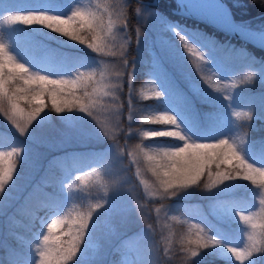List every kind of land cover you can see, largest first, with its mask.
Returning a JSON list of instances; mask_svg holds the SVG:
<instances>
[{"label":"clouds","instance_id":"obj_1","mask_svg":"<svg viewBox=\"0 0 264 264\" xmlns=\"http://www.w3.org/2000/svg\"><path fill=\"white\" fill-rule=\"evenodd\" d=\"M96 8L100 9L101 5L97 4ZM103 9L107 11L106 4L103 5ZM119 22L109 19L105 24L103 15L91 10L85 12L79 7L71 8L66 15L47 12L20 13L6 9L0 16V24L38 25L68 40L85 45L87 49L101 57H123L118 64L101 62L97 67H77L70 74L52 76L19 61L9 51L7 44L0 40V81L6 76H12L13 81L22 82L20 94L27 96L29 102L33 95L43 93L47 98L53 90L57 91V96L64 98L59 105L61 108H64L65 101L72 100L74 104L84 99L85 108L78 107L75 111L83 112L104 125V136L111 143L115 158L118 160L115 169L109 163L104 167L91 166L76 172L71 179L63 183L66 202L56 200L51 204L42 203L40 208V211H43V218L40 220L42 227L32 244L35 252L34 264L74 262L95 217L105 208L107 197L120 186L129 193L136 189L142 191L143 200L131 196L133 206L142 214L148 211L155 213L156 226L153 227L147 219L145 224L151 233L159 229V240L155 245L158 252L160 250L157 243L162 246L166 258L170 255L169 250L175 249L178 245L181 254L180 264H191L192 260L205 249L222 245L235 264H250L255 255L264 253V161L253 162L242 151L246 133L241 132L214 140H196L181 127L176 116L155 107L143 108L139 112L130 109L128 120L138 121L139 126L125 129L121 124L122 106L119 91L124 68L128 65L125 49L129 48V45L128 41L122 38L121 42L117 43L114 29ZM179 39L185 41L182 35ZM183 46L197 48L195 44L187 41ZM197 51L200 52L198 59L207 63L205 52L198 48ZM6 61L12 66L11 70L5 69ZM33 80L36 81L34 85L30 83ZM41 81L49 86L47 90L41 86ZM73 83L77 87L71 90L56 87L57 84L68 86ZM129 83L131 84V81ZM77 91L82 95L77 96ZM135 94L139 101L150 99L158 101L163 96L155 86L151 88L149 95L143 90V85ZM46 108L47 105L44 103L32 104L31 110L27 112L32 116V122L38 120L45 112L59 114L74 111L73 107L64 108L62 112H57L54 106L47 111ZM24 112L23 109H17L16 112L9 113L3 102H0V113H3L16 129L23 128L27 123V120L21 119ZM100 114H103L102 121ZM232 115L237 120L242 116L246 119H252L253 116L250 110L247 113L234 110ZM144 125L163 127L144 128ZM27 132L28 128L20 135L24 136ZM129 133L137 137L135 142L129 141ZM122 134L124 144L119 142ZM161 138L182 143L178 146L146 143ZM23 152L22 147L0 150V192L4 190L5 184L12 180L16 166L21 163ZM9 158L13 160L14 166L11 168V175L5 176L3 161ZM193 176L196 177L194 180ZM133 177L138 181L135 187H132ZM235 181H247L253 189L258 190L255 199H258L259 204L256 211L250 210L247 204L239 200L226 204V207L234 212L235 219L240 225L243 239L239 244L213 236L203 222L190 217L185 211L176 213L168 211L169 201L182 192L195 188L204 193H211L221 189L228 182ZM157 200L163 203L157 205L155 203ZM149 202H152L151 208Z\"/></svg>","mask_w":264,"mask_h":264},{"label":"trees","instance_id":"obj_2","mask_svg":"<svg viewBox=\"0 0 264 264\" xmlns=\"http://www.w3.org/2000/svg\"><path fill=\"white\" fill-rule=\"evenodd\" d=\"M109 1L111 2L112 0ZM225 1L230 6L236 21L249 20L250 22L259 23L264 26V0ZM13 4H16L13 0H0V16L3 15L6 9L20 12ZM137 4H139L137 1L131 0L128 6V14L132 19L134 16L132 15L133 6ZM150 7H154L161 13L163 18L173 22L187 31L190 35L197 34L207 40L209 46H196L199 50H204L207 55L209 54L208 57L206 55L208 62H201V70L197 71L195 65L192 63L194 57L185 53L184 46L179 45L177 51L169 52V54H161L150 36H146L133 78L135 89L137 91L141 90V86L143 85L144 87L150 76H156L162 86L164 104L169 105L170 108H174V110L176 109L177 111L175 110V112L185 118L189 125L195 129V132L190 135L193 139L201 141L214 140L219 137H224L222 135L225 133H227V136H233L243 132L246 133L247 136L242 146L250 149V152L256 150L264 152V107H258L257 104L254 102L252 103V99L248 97L254 93V88H260L257 78L264 76V51L240 40L229 38L201 22L174 13L173 9L175 3L173 0H159L157 6ZM128 25L131 27L130 23H128ZM34 26L36 25L0 24V40L14 46V48L19 50L27 61L31 63H38L42 56H46L49 61L63 64L65 68H70L71 71L80 67L74 61L77 59L80 60L81 57H76L72 59V62H69L70 59L68 58L74 56L66 53L67 51L63 47L57 45V42L47 39L38 33L34 29ZM43 29L51 32L49 29ZM53 34L59 38H66L58 33ZM65 53L68 56L65 55ZM211 55H218L220 58H225L228 62H236L243 71L234 84L235 91L233 95L230 96L231 99H226V97L229 96H220L210 84L211 74L220 73L214 65L208 64ZM63 56L67 57L63 58ZM5 69H8V67L5 66ZM205 77H207V83L204 79ZM32 84L34 85L35 83ZM193 84L196 85V88L192 87ZM18 87H22V82L10 81L6 85L8 94L12 95ZM43 87L47 90L49 86L44 85ZM76 95L81 96L82 94L77 91ZM20 96L23 95L18 93L16 102L26 111L31 110L32 104H39L36 101L29 102L28 98L21 99L19 98ZM42 99L43 101L41 103L47 105L46 111L53 108L51 95L47 98L43 96ZM69 101L71 102L70 107L74 108L79 105L72 104V100ZM83 101L85 100L81 99L79 103L81 104ZM61 102L62 101H58L57 103L61 104ZM138 102L140 105L145 106H156L155 103H157L155 99L146 101L138 100ZM3 104L5 107L9 105L6 99L3 101ZM64 108L66 109L68 107L64 105ZM224 110L226 114H223ZM234 110L245 113L250 110L253 114L252 119H246L242 116L237 120L232 115ZM63 113L66 112L59 114ZM49 114L53 116V118L58 116L55 112H49ZM1 116L2 113H0V118ZM134 126H139L138 122L134 123ZM146 126L148 125H144L143 127ZM3 130L4 128L0 126V148L17 147L9 144L11 140L5 137V132ZM203 133H207L210 137H202ZM133 140L136 141L137 138L133 137ZM159 141L169 143L173 140L161 138L155 142ZM62 153L63 152L55 153V155L45 160L42 174L47 180L51 181L58 177L57 174L60 172H72V175H74L76 172L82 170V167L80 169L77 168L84 164L100 167L107 162V159H105L106 155L103 153L97 154L96 151L79 152L74 158H70L69 156L65 157V155H63V157H65L64 159L61 158ZM257 191L258 190L253 189L247 181H235L228 191H224L221 188L204 195L201 199L197 198L195 200V208L194 206L191 207L188 205L189 202L193 203V200H175V203L178 205H170L169 212L176 213L178 211H185L190 217L203 222L209 229L210 234L216 236L218 239L225 240L229 243L232 242V239L242 242L243 237L240 232L239 222L231 219L229 223L214 224L201 219L199 212L204 211L206 207L208 208L213 204L219 211L228 209L226 204L233 200H239L247 204L250 210L256 211L259 207L258 199H255ZM185 192H190L192 196L201 193L200 190L195 188ZM185 192L180 193L178 196ZM56 194L57 196L55 195V199H53L54 197L52 198L53 202L56 200L66 202L64 192L60 193L57 191ZM25 197V199L22 197L19 201V204L22 202L20 209L13 212L8 220L3 221L5 228L2 230L4 234H2V240L0 241V264H20L21 261L34 264L35 252L32 244L35 238L32 236V231L36 229L37 225L34 219H32L33 216L31 213L40 206L38 199L44 202L45 197L40 198L41 195L37 188L28 189ZM107 201L105 208L102 209L95 218H105L104 211L110 204L109 196L107 197ZM46 202L49 203L52 201L48 198ZM27 204H33L35 209L30 211L27 207L25 208L24 206ZM96 226L97 225H93L91 227L81 249L89 239H94L99 242L98 236L101 233V227ZM126 236L128 235L123 236L125 238H119L115 244L112 245L111 248H114L116 251L111 249L110 254H117L122 250L133 252L136 256L135 264H180L181 254L178 245L175 246V249L169 250L170 255L166 258L163 252H154L153 247L149 245L145 236H139L135 239H126ZM79 255L78 253L75 261L70 262V264H93V262L87 263L80 258ZM263 262L264 254H257L252 258L250 264H263ZM233 263V260L220 257L214 247L205 249L200 253L199 257H196L191 262V264ZM116 264L123 263L117 259Z\"/></svg>","mask_w":264,"mask_h":264},{"label":"rangeland","instance_id":"obj_3","mask_svg":"<svg viewBox=\"0 0 264 264\" xmlns=\"http://www.w3.org/2000/svg\"><path fill=\"white\" fill-rule=\"evenodd\" d=\"M13 1L16 2V4H13V6H16L20 13L47 12L56 15H66L71 10V8L79 7L85 12L91 10L93 12H98V14L100 15H103L105 24L108 23L109 19L113 21H120L114 29V32L117 36V43H120L122 38L123 40H127L129 45V48L125 49V56L128 58V65L124 68V75L121 78V89L119 91V98L122 106L121 124L125 129L129 127L136 128L138 126H134V123L138 121L128 120V113L130 109L133 112H139L143 108L155 107L159 110L171 112L174 116H176L181 127L189 136L195 132V129L191 125H189L188 121L180 116V114L175 112L176 109L174 110V108L172 109L169 105L164 104L163 96L160 100H155L157 102L155 103L156 106H145L139 104L137 96L135 94L139 90L137 91L135 89L133 78L135 75L138 60L141 56V49L145 37L150 36L159 53L169 54V52L177 51L179 45L183 46V43L180 41L179 36L176 35L177 31H180L182 35H185L187 37L191 36L184 29L180 28L173 22H170L169 20L163 18L161 13L158 12V10H156L154 7L142 4L133 6L132 15L134 16L132 19L128 14V6L130 5L131 0H112L111 2L109 0ZM97 4L101 5L100 9L96 8ZM105 4L107 5L106 12L103 9V5ZM239 22L253 30L261 31L264 29V26H262L261 24L253 23L249 20ZM128 23L131 24V27L128 25ZM174 28L175 30H173ZM34 29L45 38L57 42V45L63 47L67 51L66 53L74 56L72 58H68L70 59L69 62H72V59H75L76 57H81L80 60H73L81 68L97 67L101 62L118 64L119 60L123 59V57H101L98 54L91 52L86 48L85 45L78 44V42L68 40L67 38H59L38 25L34 26ZM6 44L9 51L13 55H15L19 61L27 64L34 70H38L52 76L70 74L71 72L70 68H65L63 64H59L58 62L56 63L53 61H49L48 57L46 56H42L41 60L38 61V63H31L27 61L22 53L14 48V46L9 43ZM184 51L188 55L186 49ZM200 51L205 52L204 50ZM66 53L65 55H67ZM67 56H63V58H66ZM208 64L214 65V67H216L220 72L211 74V86L214 88V90L219 89V91L216 92L222 97L232 96L235 91L234 84L236 83L237 79H239L240 74L243 73L238 63L228 62L225 58H220L218 55H211ZM5 66L9 68L11 65L6 61ZM129 81H131V84L129 83ZM257 81L259 82L258 86L260 88H254V93L249 95L248 97L251 98L252 103H256L258 107H264V76L258 77ZM153 86H155L157 90L163 93L161 83L156 76H150L148 78L143 87V90L151 95V88ZM61 87H63L65 90L70 88V86ZM192 87L196 88V85L193 84ZM42 101L43 99L36 102L41 103ZM58 101H64V98L57 96V102ZM85 103V101L81 102V104L84 105ZM74 104L80 105L79 101H76ZM79 105L74 107V111L58 114L56 118L50 116L49 112L43 113L38 120L33 121L32 124L28 126V132L24 136L20 135L19 130L16 129L15 126L12 125L11 122L7 120L2 113V116L0 118V126L4 128L3 131L5 132V137L11 140L9 144L17 147H22L24 149V152L22 154L21 163L16 166V171L13 173L12 180L7 182L5 184L4 190L0 192V241L2 240V234H4L2 230L3 228H5L3 221L8 220L13 212L20 209L22 202L19 204V201L22 197L24 199L26 198L25 196L27 190L30 188H37L41 195L40 198L45 197L44 202L38 199L40 206L37 207L36 210H33L35 209L33 204H27L24 206L25 208L27 207L30 211L33 210L31 213L33 216L32 219H34L37 226L36 229L32 231V236L36 239L39 230L42 227L40 224V220L43 218V211H40L42 203H53L55 195L57 196L56 192L59 191L60 193H63V183L72 178V172H60L57 174L58 177L54 178L51 181L44 178L42 169L44 166V162L48 157L55 155V153L63 152L61 158L64 159L67 156H69L70 158H74L76 157L75 155L79 152L83 153L96 151L97 154L103 153L106 155V164L111 163L114 169L117 167L118 160L115 158L114 149L108 139L104 136V125L102 123H97L90 116L86 115L83 112L75 111V108H78ZM6 108L8 109L9 113L12 112L10 104ZM18 108L23 109L20 105H18ZM23 110L25 112H28L25 109ZM223 114H226L225 110ZM100 117L102 121L103 114H100ZM151 127L163 126L148 125L144 128ZM222 136H227V133L223 134ZM133 137L137 138L131 133L128 134V139L130 142H135V140H133ZM202 137L210 136L207 133H203ZM119 142L121 144L125 143L123 134L119 138ZM147 143L163 146H178L182 142L173 140L169 143L160 141H150ZM0 150L3 149L0 148ZM249 150L250 149L242 146V151L245 153L246 157L251 159L253 162L260 163L264 161V152H259L258 150L250 152ZM63 155H65V157H63ZM106 164L101 165L100 167H104ZM87 167L91 166L84 164L77 169L81 168V171H83ZM132 180V187H135V185L138 184V181H136L134 177L132 178ZM232 185L233 182H228V184L222 186V189L224 191H228L232 187ZM207 194L208 193L201 192L198 195L192 196L190 195V192H185L184 194L176 196L175 198H172L173 200L171 199L169 201L168 211L170 209V205H178L175 203V200H193V203L189 202L188 205L191 207L194 206L195 208V200L197 198L201 199L204 195ZM131 196L143 200V193L140 189H136L134 192L129 193L123 186H120L114 189L109 194L110 204L104 211L105 218H95L93 222V225H97L96 227H101V233L98 236L99 242L94 239L87 240V242L79 252L80 258H82L87 263L93 262V264H116L117 259L123 264H135L136 256L133 252L122 250L117 254H110V250L114 249L111 248L112 245H114L119 238L125 235H128L126 236V239H135L139 236H145L149 245L153 247L154 252H158L155 242H158L159 240V229L157 228L155 233H151L146 228L145 224V219H147L148 223H151L153 227L156 226L155 213L153 211H148L142 214L140 211H136L135 207L133 206ZM48 198H50L52 202L47 203L46 200ZM151 203L152 202H149V208H151ZM155 203L159 205L163 202L157 200ZM199 214L201 219L214 224L229 223L231 219L238 222V220L235 219L233 211L229 209H223L222 211H219L214 204L208 208L206 207L205 210L200 211ZM231 241V243H241L240 241L234 239H232ZM157 247L160 250L159 252H163L162 246L158 245V243ZM214 249L217 251L220 257L232 260L230 254L226 253V250L222 245L216 246L214 247ZM114 251L116 250L114 249ZM20 264L32 263L21 261ZM233 264H235V261Z\"/></svg>","mask_w":264,"mask_h":264},{"label":"snow or ice","instance_id":"obj_4","mask_svg":"<svg viewBox=\"0 0 264 264\" xmlns=\"http://www.w3.org/2000/svg\"><path fill=\"white\" fill-rule=\"evenodd\" d=\"M30 23V21H28ZM175 30V28L173 29ZM176 35L177 36H181V32L180 31H177L176 32ZM185 37V41H181L183 43V45L186 44V41L187 42H190L191 41V44H195V45H200V47H207L209 46L208 45V42L207 40H205L203 37L197 35V34H191L190 37H187L185 35H182ZM184 48L186 49V51L188 52L189 56L191 57H194L193 60H192V63L195 65L197 71H200L201 70V61L198 59V57L200 56V52L197 51V48H193L191 46H184ZM7 59V58H6ZM5 67V65H4ZM11 67L10 66L8 68V70H11ZM13 77L12 76H6L3 78L2 81H0V89H2V93H0V102H3L5 99L7 100V102L11 105V111L12 112H16L17 109H20L18 108V105H17V94L20 93L22 91L21 88H16L15 92L12 93V95H9L8 94V90L6 88V85L10 82V81H13ZM205 81L207 80V77L204 78ZM36 81L33 80L31 81L30 83H35ZM25 83H29V81H25ZM45 84H43V82L41 81V86L43 87ZM61 86H65V85H60V84H57V89H61L63 90L64 88L61 87ZM70 86L69 90H71L72 88H75L77 87V85L75 83H73L72 85H68ZM44 88V87H43ZM49 95H51L52 97V104L53 106L55 107L56 111L57 112H62L64 110V108H61L59 105V103H57V91L56 90H53ZM43 97V93H40L38 95H33L32 96V100L31 101H39L41 100ZM19 98L21 99H24V98H27V96H20ZM70 101H66L65 102V106L67 107H70ZM40 104V103H39ZM80 108L84 109L85 108V105L84 104H80L79 105ZM35 111H39V110H35ZM35 114V112H33V115ZM21 119H24V120H27V123L25 124V126L23 128H19V132L20 133H23L25 132V129L28 128V126L30 124H32V116H30L27 112H24V114L21 116ZM195 151V150H193ZM227 151V150H225ZM3 164H4V175L5 176H10L11 175V168L14 166L13 165V160L11 158L9 159H6L3 161ZM187 171V170H185ZM196 177L193 176L192 179L194 180ZM175 178L173 177V180ZM264 254V253H262Z\"/></svg>","mask_w":264,"mask_h":264},{"label":"water","instance_id":"obj_5","mask_svg":"<svg viewBox=\"0 0 264 264\" xmlns=\"http://www.w3.org/2000/svg\"><path fill=\"white\" fill-rule=\"evenodd\" d=\"M141 3L148 5H156V0L152 2L140 1ZM203 1V0H201ZM213 2L222 13V20L219 24L212 23L207 14L191 13L185 12L180 3L175 0L178 9H174V12L177 14L185 15L190 19L201 22L207 26L212 27L213 29L219 31L220 33L228 36L229 38L240 40L246 44H249L255 48L261 49L264 51V38H257L248 34L241 32L237 27V21L233 18L232 12L225 0H207ZM210 7V6H209Z\"/></svg>","mask_w":264,"mask_h":264},{"label":"bare ground","instance_id":"obj_6","mask_svg":"<svg viewBox=\"0 0 264 264\" xmlns=\"http://www.w3.org/2000/svg\"><path fill=\"white\" fill-rule=\"evenodd\" d=\"M183 7L185 12L207 14L212 23L219 24L222 20V13L219 8L213 3L207 0H177ZM210 6V7H209ZM238 29L248 35L264 38V29L261 31L253 30L242 23H237Z\"/></svg>","mask_w":264,"mask_h":264}]
</instances>
